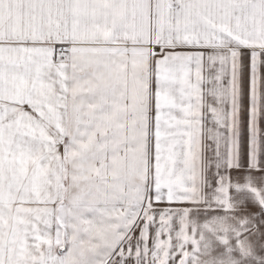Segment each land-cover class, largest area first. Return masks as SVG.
<instances>
[{
  "label": "snow or ice",
  "instance_id": "snow-or-ice-1",
  "mask_svg": "<svg viewBox=\"0 0 264 264\" xmlns=\"http://www.w3.org/2000/svg\"><path fill=\"white\" fill-rule=\"evenodd\" d=\"M264 0H0V264H264Z\"/></svg>",
  "mask_w": 264,
  "mask_h": 264
},
{
  "label": "crops",
  "instance_id": "crops-1",
  "mask_svg": "<svg viewBox=\"0 0 264 264\" xmlns=\"http://www.w3.org/2000/svg\"><path fill=\"white\" fill-rule=\"evenodd\" d=\"M261 72H262V74H264V69H261ZM261 127H262V129H264V121H262Z\"/></svg>",
  "mask_w": 264,
  "mask_h": 264
}]
</instances>
